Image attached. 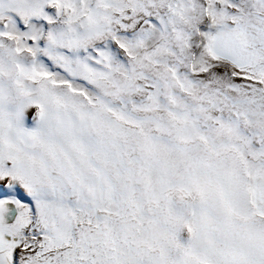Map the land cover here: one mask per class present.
Instances as JSON below:
<instances>
[{
	"label": "snow or ice",
	"instance_id": "1",
	"mask_svg": "<svg viewBox=\"0 0 264 264\" xmlns=\"http://www.w3.org/2000/svg\"><path fill=\"white\" fill-rule=\"evenodd\" d=\"M0 264H264V0H0Z\"/></svg>",
	"mask_w": 264,
	"mask_h": 264
}]
</instances>
